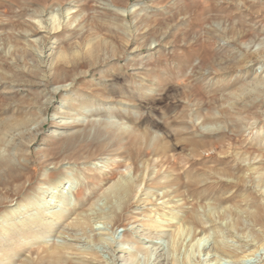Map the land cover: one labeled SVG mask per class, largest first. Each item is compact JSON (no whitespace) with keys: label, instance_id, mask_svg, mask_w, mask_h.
Here are the masks:
<instances>
[{"label":"rangeland","instance_id":"1","mask_svg":"<svg viewBox=\"0 0 264 264\" xmlns=\"http://www.w3.org/2000/svg\"><path fill=\"white\" fill-rule=\"evenodd\" d=\"M259 210L264 0H0V264H264Z\"/></svg>","mask_w":264,"mask_h":264},{"label":"bare ground","instance_id":"2","mask_svg":"<svg viewBox=\"0 0 264 264\" xmlns=\"http://www.w3.org/2000/svg\"><path fill=\"white\" fill-rule=\"evenodd\" d=\"M67 16H68V14H67ZM54 18H56V17H54ZM71 18H73V17H70V19L63 20V22L61 24V23H58L57 21H54L53 20V17H52V20L54 21V23L52 24V28H51L50 31H53L55 33L57 31H59L60 28H62L63 30L66 29L67 28V25L71 22ZM43 31H46L47 33H50L46 29L45 30H41V28H39V27H33L31 29V34H36V33H40V32H43ZM97 39H98L97 36H94V37L93 36L92 37H90V36L89 37H86L82 41V45L80 44V46H79V48H80V50L82 52L81 51H79V52L77 51V52L80 54V53H83V50L88 49L89 52L91 53V55L96 56V54L98 53L99 48H100V44L98 43V40ZM73 54H75V53H73ZM69 71H70L69 68H67V67H61V69H60V75L61 76L62 75H67ZM67 89H68V87L61 88V90H67ZM56 126H58V127H62L63 126L64 127V124L56 123ZM65 135H66V137L68 136L66 140H72V139H74V138H76V137L79 136V134H76V133L64 134L63 132H59V131H56V133L54 134V136H65ZM166 147L167 146H166L165 143L160 144L159 147L157 146L156 153H165L166 152ZM123 185H126V184H123ZM132 192H133V187H131V186H126L125 187L124 186V189L122 190V195L129 196ZM118 196H121V195H118ZM63 216H64L63 213H58V212H54L52 214V216H47L43 212H40L39 215L36 216V217H34V218H32V221L29 222V223L32 224V223H36V221H38L40 224H44L45 223V220L46 219H49L50 217H53V218H55V217L56 218H62ZM81 216H80V218H77L76 219V221L73 224L74 226H77V227H81L82 228V227H84L85 224H88V221H89L88 218L85 217V216H82V217ZM254 218H255V222H257L259 225H261V226L264 227V210L263 211H260V210L257 211L254 214ZM193 221L195 223V219ZM198 222H200V221H198ZM23 225L25 226L26 224H23ZM45 232L46 231L42 232L41 234H44ZM30 234H31L32 238L34 236H37L35 232H30ZM19 248L20 247L13 248L11 250V252L13 253L16 250H18ZM70 249H74V248L72 246L62 245V244L60 246H53V247L43 248L42 253L39 254V257L37 259H34L33 257L30 259L31 260V264H41V263L43 264V262H45L46 260H48V262L50 264L51 263H55V264H68L71 261H70V259L68 257H66L65 253L68 250H70ZM219 249L220 250H225L222 247H219Z\"/></svg>","mask_w":264,"mask_h":264}]
</instances>
